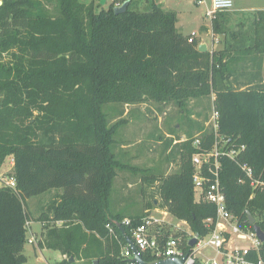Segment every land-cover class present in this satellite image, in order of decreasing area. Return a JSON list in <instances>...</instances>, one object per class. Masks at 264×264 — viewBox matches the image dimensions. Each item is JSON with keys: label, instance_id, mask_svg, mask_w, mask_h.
Listing matches in <instances>:
<instances>
[{"label": "trees", "instance_id": "1", "mask_svg": "<svg viewBox=\"0 0 264 264\" xmlns=\"http://www.w3.org/2000/svg\"><path fill=\"white\" fill-rule=\"evenodd\" d=\"M124 1L104 8L97 0H1L0 166L11 157L14 188L0 185V264L26 262L24 202L51 191L55 198L37 219L42 223L38 246L68 257L57 264H74L69 258L81 252L86 264H125L120 253L130 231L124 227L121 233L114 222L129 217L137 223L149 215L154 199L159 200L155 207L185 221L193 234L204 236L213 228L204 220L214 218L216 209L195 200L190 163L192 139L207 119L188 121L196 132H184L177 145L175 172L140 170L146 188L156 193L142 212L111 211V183L125 164L114 150L123 120L110 123L107 104L175 103L185 110L190 100L214 95L219 132L245 145L238 161L264 182V10L253 13L252 35L240 27L227 32L218 21L223 12L216 13L212 30L225 36V45L210 54L198 51L195 35L177 30L174 11L151 1L140 12V1L129 0L116 13L114 7ZM203 136L207 139L206 131ZM221 167L227 208L240 228L252 229L249 211L264 232V186L253 192L248 181L239 183L243 173L235 161L222 158ZM161 229L164 240L180 238L187 247L188 232L171 235L165 223ZM88 234L98 247L83 245ZM260 255L264 259V241ZM141 256L148 262L161 258L151 250Z\"/></svg>", "mask_w": 264, "mask_h": 264}, {"label": "rangeland", "instance_id": "2", "mask_svg": "<svg viewBox=\"0 0 264 264\" xmlns=\"http://www.w3.org/2000/svg\"><path fill=\"white\" fill-rule=\"evenodd\" d=\"M81 1L88 3L90 0ZM139 1L140 6L136 9L143 12L147 10V5L152 0L146 3L144 0ZM97 2L100 3V0H97ZM109 2L111 0H108ZM207 4L210 5V0H205V3L200 5L196 3V0H165L162 8L175 12L178 31L183 35H195L198 40L207 43L210 54H218L224 48L225 36L221 34H213L212 36V18L205 15ZM101 5L104 8L108 7L106 3ZM257 10H264V0H233L232 9L223 11V14L218 17V21L220 24L223 23L222 27L227 32L238 30L240 27L241 30L248 31L252 35V14ZM2 57L3 60H7L6 55ZM244 77L240 76L238 82H242L241 80H244ZM236 86L240 88L239 85L236 84ZM211 97L212 95L190 100L185 110L180 109L175 103L158 104L151 102L123 106L105 105L104 111L108 112L110 123H114L119 118L123 120L115 135L118 144L114 150L120 161L125 164V167L123 170H117V175L111 183L109 204L112 212L134 215L144 210L143 207H146V204L156 196V193L153 189L148 190L146 188V185L140 179L145 175V172H140V170L146 169L149 175H163L176 171L179 150L177 145L182 140L183 133L189 131L194 134L196 132V129L189 130L188 121L204 123L211 114ZM118 112L122 113L119 114ZM172 129L173 134H170ZM11 163L12 159L8 157L0 166V185L4 184L2 178L8 179L12 174L13 166ZM55 193L56 191H51L50 193L30 197L24 202L29 217L30 231L36 234L38 238L41 234L42 223L40 224L37 219L47 210V205L55 198ZM147 210L165 223V227L170 230L171 235L182 232V230L176 231L174 229V224L179 220H175L176 218L169 212L154 210L152 207ZM165 212L167 213L165 214ZM71 222L75 223L76 221ZM52 223L50 222V224ZM56 224L60 226L62 223L56 222ZM184 228L190 231L187 224L184 225ZM87 236V243L83 245L90 244L92 249L99 246V242L94 236L89 234ZM23 253L27 258L23 264H57L61 260L59 251L41 249L38 245L29 244L28 242L24 244ZM212 253L214 252L209 248L203 251L204 256H210ZM71 258L69 259L74 264H86L87 262L83 258L82 252L79 256ZM200 258L202 257L200 256ZM66 259L68 257L63 255L62 260Z\"/></svg>", "mask_w": 264, "mask_h": 264}, {"label": "built area", "instance_id": "3", "mask_svg": "<svg viewBox=\"0 0 264 264\" xmlns=\"http://www.w3.org/2000/svg\"><path fill=\"white\" fill-rule=\"evenodd\" d=\"M196 2L203 4L205 0ZM232 7L233 0H210V5H206L205 15L213 19L216 13L231 10ZM212 99L214 100V96ZM218 119V112L212 104L211 114L204 123L203 131L197 133L192 139L195 151L190 157L195 200L208 202L216 209L214 218L208 217L204 220L206 227L213 226V228L204 236L189 233V240L196 236V241L192 246H189L188 240L187 247L184 248L180 238L169 236L167 239H163L164 233L161 226L164 222L162 220L148 215L135 223V220L124 217L117 222L122 228H129V238L138 253L151 250L161 257L160 259L185 257L184 264H196L197 262L199 264H264V259L260 255L263 241L257 237L253 229L243 230L240 228L239 218L227 208L226 194L221 184L222 158H228L239 165L243 177L239 178L238 182L248 181L253 192L262 188L264 182L254 176L253 169L246 162L238 161V156L244 151L245 145L238 144L230 136L221 134ZM204 131L207 132L208 140L206 136H203ZM203 143L206 144V148L203 147ZM2 181L4 185L14 188L12 177L2 178ZM25 227L27 229L26 241L29 244L38 245L41 238L30 231L28 221L25 223ZM106 228L118 239L110 223L106 224ZM207 248L214 253L204 256L203 251ZM120 254L126 260L125 264H138L133 260L134 254L128 245L122 247ZM252 254L256 257L252 258Z\"/></svg>", "mask_w": 264, "mask_h": 264}, {"label": "water", "instance_id": "4", "mask_svg": "<svg viewBox=\"0 0 264 264\" xmlns=\"http://www.w3.org/2000/svg\"><path fill=\"white\" fill-rule=\"evenodd\" d=\"M105 0H100V4H103ZM129 0H125L120 6L116 5L114 7V11L116 13H120L124 11L126 5L128 4ZM1 4V1H0ZM198 51L200 52H205L206 51V45L205 44H199L197 46ZM155 203V201H154ZM246 215L248 218V223L252 225L253 231L256 233L257 237L261 240L264 241V232L261 230V228L255 223L254 217L251 215L249 211H246ZM116 227L121 231V233L124 234V229L118 224L117 221L114 222ZM125 240L127 242L128 247L131 249V251L134 254L133 260L136 261L138 264H184V259L185 257H166L154 261H145L143 260L142 256L140 253L137 252L136 247L134 246L133 242L130 240L129 237L125 236ZM196 241V236L192 237L188 245L192 246ZM72 259V258H71ZM92 264H98L97 260L93 261Z\"/></svg>", "mask_w": 264, "mask_h": 264}, {"label": "crops", "instance_id": "5", "mask_svg": "<svg viewBox=\"0 0 264 264\" xmlns=\"http://www.w3.org/2000/svg\"><path fill=\"white\" fill-rule=\"evenodd\" d=\"M113 1H114V0H111V2H113ZM119 1H120V0H117L118 3H119ZM144 1H145V3H146V2H148L149 0H144ZM152 1H154V2H156V3H158V4H160L161 7H162V4L165 2V0H156V1H155V0H152ZM196 1H197V0H196ZM111 2H109V3H111ZM104 3L109 4V3H108V0H105ZM118 3H117L116 5H119V6H120V5L122 4V3H121V4H118ZM196 3H197V2H196ZM198 5H200V4H198ZM228 11H229V10H228ZM252 15H253V14H252ZM252 17H253V16H252ZM176 28H177V27H176ZM177 30H178V29H177ZM207 31H208V30H207ZM179 32H180V31H179ZM213 34H214V33H213V31H212V36H213ZM188 35H189V34H188ZM216 35H219V34H216ZM196 39H197V38H196ZM212 39H213V38H212ZM197 41L199 42V44H205V45H206V51L209 50L206 42L201 41L200 39H199V40L197 39ZM213 96H214V95H212L211 98H213ZM212 104H213V99H212ZM184 137H185V133H183V135H182V138H184ZM180 139H181V138H180ZM117 144H118V140H117ZM12 164H13V163H11V165H12ZM154 201H155V203H154ZM158 202H159L158 199H154V200H153V203H154V204H153V206H154L153 209H154V210H161L162 212H163V211H166L165 209L160 208V207H158V206L155 207L156 204H157ZM145 211H147V210H145ZM166 213H167V212H165V214H166ZM149 215H152V214L149 213ZM152 216H153V215H152ZM175 220H177V219H175ZM39 222H40V221H39ZM40 224H41V222H40ZM186 224H187V223H186L185 221L179 220V221H177V223L174 224V229H176V231H177V230L186 231V232H188V234H189V233H191V232H190L187 228H184V225H186ZM41 227H42V224H41ZM41 233H42V229H41ZM33 234H34V233H33ZM35 235H36V234H35ZM36 236H37V235H36ZM41 237H42V234H40V237H39V238H41ZM41 249H44V248H41ZM60 254H61V253H60ZM62 256H63V254H61V260H62ZM61 260H60V261H61ZM58 262H59V261H58Z\"/></svg>", "mask_w": 264, "mask_h": 264}]
</instances>
